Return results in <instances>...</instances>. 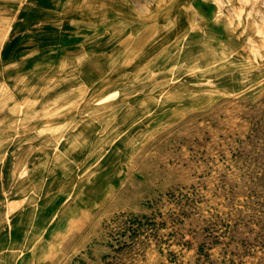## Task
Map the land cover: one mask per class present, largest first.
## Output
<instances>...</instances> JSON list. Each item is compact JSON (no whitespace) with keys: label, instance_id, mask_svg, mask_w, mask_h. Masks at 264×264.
<instances>
[{"label":"rangeland","instance_id":"374dc122","mask_svg":"<svg viewBox=\"0 0 264 264\" xmlns=\"http://www.w3.org/2000/svg\"><path fill=\"white\" fill-rule=\"evenodd\" d=\"M54 2L82 42L31 85L15 80L26 107L0 121L7 194L63 203L56 250L39 259L264 264V0ZM12 4L31 1L0 0V24ZM103 161L121 183L91 207L81 189Z\"/></svg>","mask_w":264,"mask_h":264},{"label":"crops","instance_id":"0c3cea01","mask_svg":"<svg viewBox=\"0 0 264 264\" xmlns=\"http://www.w3.org/2000/svg\"><path fill=\"white\" fill-rule=\"evenodd\" d=\"M29 1L31 4L28 7H24V4L21 7L9 5L6 9V18H10V23L0 24V89L5 85L6 91L9 92L6 95L7 104L0 106V121L6 122V125L11 122L9 118L13 115L10 114L18 108L23 110L26 107L23 102L19 103V100L26 99L29 89L23 90L22 93L16 92V89L13 90L14 81L22 80L27 82V86L31 85L30 81L34 79V73L44 70L50 63L54 65L59 63L63 52L75 48L82 42L80 37L72 34L74 29L71 24L60 23L62 14L55 6V0ZM31 50L37 52L30 55ZM38 86V82L33 84L35 89ZM2 113H5V116ZM88 152L91 153L86 149L82 156ZM8 158L7 153L6 159ZM102 164V172L98 175V179H95L96 182L94 183V179L91 182L86 181L85 187L81 189L85 193V202L91 207H93L94 192H100L101 196L103 194L100 198L102 201L111 188L116 189L121 183L118 175L114 174L104 180L111 168L108 161L106 163L103 161ZM4 170L1 171L2 174L7 171ZM45 186L43 185L41 190H44ZM13 189L14 187L0 184V204H2L0 210H5V213L0 215V264L2 257L12 256L18 251H22L28 257V264H45L39 258L48 252L51 253L52 248L54 252L56 250L52 241L55 239L52 231L60 230V222L56 219L63 205L61 197L55 193L57 190L49 189L48 192H53V195H47L50 200L48 202L54 200V205L48 206L47 209L46 194H41L35 199L36 206H32L29 196L15 200L12 195L7 194L13 192ZM20 203L23 204L22 207H15ZM57 248L60 250L61 245L59 244Z\"/></svg>","mask_w":264,"mask_h":264},{"label":"built area","instance_id":"2783aa9c","mask_svg":"<svg viewBox=\"0 0 264 264\" xmlns=\"http://www.w3.org/2000/svg\"><path fill=\"white\" fill-rule=\"evenodd\" d=\"M147 219H144V218H137V219H135L133 222H137V224L139 225V224H143L144 223V221H146Z\"/></svg>","mask_w":264,"mask_h":264},{"label":"trees","instance_id":"16d2710c","mask_svg":"<svg viewBox=\"0 0 264 264\" xmlns=\"http://www.w3.org/2000/svg\"><path fill=\"white\" fill-rule=\"evenodd\" d=\"M142 218H146V217H142Z\"/></svg>","mask_w":264,"mask_h":264},{"label":"bare ground","instance_id":"6f19581e","mask_svg":"<svg viewBox=\"0 0 264 264\" xmlns=\"http://www.w3.org/2000/svg\"><path fill=\"white\" fill-rule=\"evenodd\" d=\"M148 57V56H147Z\"/></svg>","mask_w":264,"mask_h":264}]
</instances>
